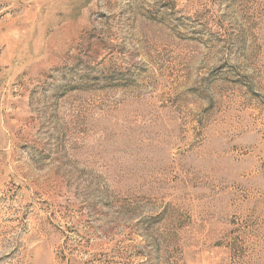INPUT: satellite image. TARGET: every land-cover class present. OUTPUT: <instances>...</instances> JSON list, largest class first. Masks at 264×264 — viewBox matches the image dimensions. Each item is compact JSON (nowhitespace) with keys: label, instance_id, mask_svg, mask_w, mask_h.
Masks as SVG:
<instances>
[{"label":"rangeland","instance_id":"obj_1","mask_svg":"<svg viewBox=\"0 0 264 264\" xmlns=\"http://www.w3.org/2000/svg\"><path fill=\"white\" fill-rule=\"evenodd\" d=\"M0 264H264V0H0Z\"/></svg>","mask_w":264,"mask_h":264}]
</instances>
